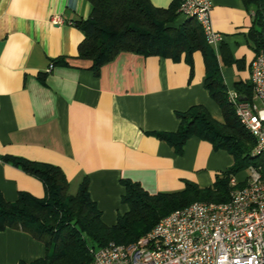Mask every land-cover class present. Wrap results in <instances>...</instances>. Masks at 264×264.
I'll return each mask as SVG.
<instances>
[{
	"label": "crops",
	"instance_id": "crops-1",
	"mask_svg": "<svg viewBox=\"0 0 264 264\" xmlns=\"http://www.w3.org/2000/svg\"><path fill=\"white\" fill-rule=\"evenodd\" d=\"M149 1L168 8L173 0ZM90 10L88 0H0V194L8 202L21 192L45 196L42 180L16 160L56 166L68 190L88 178L90 199L102 222L112 226L128 211L121 181L137 182L150 194L189 185L208 188L233 160L197 136L177 154L156 135L177 131L176 114L196 105L224 122L204 86V53L173 57L120 51L95 73L77 59L84 36L74 24L87 19ZM54 16L60 23H52ZM211 20L222 39L207 45L226 95L235 92L261 107L253 91L244 88L257 54L247 37L252 12L240 0H212ZM246 174L232 176L242 182ZM45 252L44 244L27 233L0 231V264L29 263Z\"/></svg>",
	"mask_w": 264,
	"mask_h": 264
},
{
	"label": "trees",
	"instance_id": "trees-1",
	"mask_svg": "<svg viewBox=\"0 0 264 264\" xmlns=\"http://www.w3.org/2000/svg\"><path fill=\"white\" fill-rule=\"evenodd\" d=\"M88 1L89 17L74 23L84 36L78 45L77 59L89 63L88 68L95 73L120 51L173 57L181 53L189 55L195 50L204 53L207 71L204 86L220 106L224 122H218L204 107L196 105L176 114L180 120L177 131L156 135L177 154L182 153L188 138L197 136L214 149L228 152L233 164L208 188L189 185L179 192L150 194L137 182L121 181L125 188L121 201L128 206V211L108 226L90 199L87 177L75 194H68V180L60 168L16 160V164L42 180L46 190L43 198L21 192L13 202L0 194V231H22L42 242L46 249L43 258L19 264H90L89 247L98 248L109 242L132 243L162 217L193 201H227L230 177L261 163L259 157L251 156L255 139L241 126L226 102L220 68L201 26L194 18L177 22L182 17L178 12L180 0H173L168 8L155 7L149 0ZM240 1L252 12L247 37L258 53L264 50V0ZM244 88L252 93L250 83Z\"/></svg>",
	"mask_w": 264,
	"mask_h": 264
},
{
	"label": "built area",
	"instance_id": "built-area-1",
	"mask_svg": "<svg viewBox=\"0 0 264 264\" xmlns=\"http://www.w3.org/2000/svg\"><path fill=\"white\" fill-rule=\"evenodd\" d=\"M211 8L212 0H180L178 12L196 19L206 43L217 45L222 36L212 26ZM250 84L261 107L235 92L226 100L255 139L251 156L261 163L250 165L242 182L230 178L229 199L193 201L175 209L132 243L89 247L90 264H264V50L251 62Z\"/></svg>",
	"mask_w": 264,
	"mask_h": 264
},
{
	"label": "rangeland",
	"instance_id": "rangeland-1",
	"mask_svg": "<svg viewBox=\"0 0 264 264\" xmlns=\"http://www.w3.org/2000/svg\"><path fill=\"white\" fill-rule=\"evenodd\" d=\"M259 106H261V105H259ZM77 189H78V188H76V186L73 187V186L71 185V187H70L69 190H68V194H75L76 191H77Z\"/></svg>",
	"mask_w": 264,
	"mask_h": 264
}]
</instances>
